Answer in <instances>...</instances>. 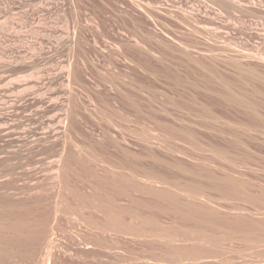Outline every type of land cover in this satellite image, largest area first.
I'll return each mask as SVG.
<instances>
[{
    "label": "rangeland",
    "instance_id": "1",
    "mask_svg": "<svg viewBox=\"0 0 264 264\" xmlns=\"http://www.w3.org/2000/svg\"><path fill=\"white\" fill-rule=\"evenodd\" d=\"M143 177L199 193L176 207L216 229ZM125 178L147 202H117L126 222L222 241L100 231L80 197ZM0 264H264V0H0Z\"/></svg>",
    "mask_w": 264,
    "mask_h": 264
},
{
    "label": "bare ground",
    "instance_id": "2",
    "mask_svg": "<svg viewBox=\"0 0 264 264\" xmlns=\"http://www.w3.org/2000/svg\"><path fill=\"white\" fill-rule=\"evenodd\" d=\"M65 118H67V117H65V113L59 114V116H58V120H59V123H60V127H59L58 130L62 131V133H65L66 130H67L66 125L63 124L65 122ZM259 124H260V122H259ZM154 178L155 177H153V178H151V177L144 178L143 177L142 178L143 180L142 179L141 180L144 183V187L143 188H139V189H144L149 194L153 195L156 200L167 201L168 202V206H170V208L167 209V212L169 214H171L172 216L174 215V217H178V218L180 217V218H182V220H185V221H192V222H196V223L206 224L207 227L212 228L213 230L216 229V227H217L216 225L217 224L213 223L212 221L208 222L205 219L200 217V215H202V214L204 215L203 211H199L197 209L188 208V207H185V208H182V209L176 207V206H202L201 204H198V203L184 202L180 198L181 196H183V197H186V198H188L190 200L196 201V200L199 199V196H200L199 193L193 192V191H189V190H186V189L183 190V189H180L178 187H176L178 189V191L179 192L180 191L181 192H185V194H183L181 192L180 193L179 192H173L172 190H170V188H168L167 190H163V189L159 188L160 186H158V184H160L162 182L156 181ZM119 179H121V178H119ZM104 180H102V182L105 183ZM124 180H125L124 182L120 183V180L116 179V181L118 183H120V185H118V183H116V182L115 183H116L117 186H115V184H112V185L115 186V188L113 186L112 196L114 198V202H112V203H110L109 200H108L109 204L107 202H105V201L94 202L95 201L94 197L96 196L95 194H94L95 196L93 198L91 196H81L80 195L81 196L80 198L82 199V201H84V204H87L89 206H93L94 209H96L98 212L103 214V217L105 216V220H104L105 222H103L104 224H101V226H99V224H97L98 227L101 230L98 227H96L97 230L99 229L100 231L105 230V231H108V232L109 231L110 232L113 231L114 233L118 232V233H126V234L136 233L139 236L154 237L156 239L162 240L165 243L166 247L168 249H170V252H171V250L172 251H174V250L175 251L176 250L180 251L181 250L183 252V254L186 253V255H188V256H189V253L193 254V255H190V256H193V258H195L194 256H199V255H203V254H207L208 253L209 249H207L205 247H203V249H202L201 246L199 247L198 244H200L201 241L206 242V243L207 242L208 243L212 242L213 244L214 243L218 244V243H220L222 241L221 237L220 238L217 237V236L212 237L213 235L212 236H211V234L208 235L207 232L205 233V231L201 230V229H198L196 231H190V232L189 231H185V232H183L180 235H177L176 233L172 234V233L169 232L168 228H165L164 226H162L159 223H157L155 221V219L154 220H152L150 218L147 219V217L146 218L144 217L145 219L143 220V225L142 226L134 225L132 223L126 222V220H124V217L126 215H133L134 213L131 211L132 209H129V208H126V207H125V209H124V207H121L123 210L122 209L121 210L118 209L121 204L117 203V202L125 200V201L136 202L137 205H142V206H146L147 202L144 201L143 204H142L139 200H136L134 197H132L131 196V192H129V189H131V188L133 189V185L131 184V182H130V180L128 178L127 179L125 178ZM108 181L109 180H107L106 183ZM121 181H122V179H121ZM99 183H101V182H99ZM164 184H168L169 186H172V184L167 183V182H165ZM112 185H110V186H112ZM106 186H108V185H106ZM108 187H106V188H108ZM70 189L73 190L72 188H69V192H71ZM97 190L95 189L94 191L98 192ZM237 190L238 189L235 188V191H233V192H236L238 194ZM99 191H103V190H101V188H100ZM106 191L111 192L110 189L109 190L106 189ZM71 193H69V194H71ZM74 193H75V190H74ZM106 193H108V192H106ZM239 193H241V192H239ZM75 196H77V195L75 194ZM98 196L100 197V195H98ZM73 197L74 196L72 195V198ZM99 197H97V199H99ZM76 198H78V197H76ZM103 198H104V196H103ZM156 200H151L149 202L150 203H154ZM206 204L209 205V202H207ZM108 206H113V207L114 206L115 207L118 206V207L114 208L113 209L114 211H113L112 207L109 208ZM128 206H130V205H128ZM209 206H211V205H209ZM212 211L213 212H210L209 214H207V216L212 217V216H214V214H216L215 210H212ZM163 212H166V210H164ZM126 217H128V216H126ZM92 225H96V224H92ZM90 227H92V226H90ZM234 232H239V233H241L243 235L244 234L248 235V234L251 233L250 231H242V230L238 231V230H235V229H229V230L226 231V233L224 235L225 238H233V237L235 238V236H236L235 234H237V233H234ZM178 236H180V237H178ZM177 241H180V243L189 242V241H192V242H194V241L197 242L198 241L199 243L197 242L198 244L195 243L192 246L190 245L191 247L187 246V244H182L183 246H178L179 244L177 243Z\"/></svg>",
    "mask_w": 264,
    "mask_h": 264
}]
</instances>
